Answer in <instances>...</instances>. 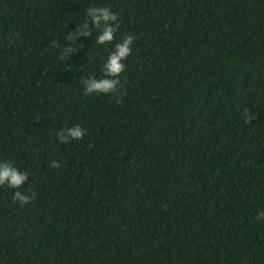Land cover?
Instances as JSON below:
<instances>
[{
  "label": "trees",
  "instance_id": "trees-1",
  "mask_svg": "<svg viewBox=\"0 0 264 264\" xmlns=\"http://www.w3.org/2000/svg\"><path fill=\"white\" fill-rule=\"evenodd\" d=\"M128 35L119 98L84 95ZM0 161L31 198L0 187V264H264V0H0Z\"/></svg>",
  "mask_w": 264,
  "mask_h": 264
},
{
  "label": "clouds",
  "instance_id": "clouds-1",
  "mask_svg": "<svg viewBox=\"0 0 264 264\" xmlns=\"http://www.w3.org/2000/svg\"><path fill=\"white\" fill-rule=\"evenodd\" d=\"M87 16L93 28H100L96 37V44L106 45L112 43L116 29L118 27L117 14L110 11L109 8H88ZM102 25V28H101ZM88 21L80 25L77 33L66 37V43L77 41L81 36H87ZM134 37L124 36L118 43H115L112 50L108 53L101 68V76L82 79L83 93L86 96L111 95L119 98L118 89L120 85V76L125 70L124 61L132 52ZM73 48L65 46L61 53V59L70 56ZM85 134L84 128L79 124H73L71 127L59 130L56 135L61 143L69 144L73 141H79ZM51 168H59L57 161L53 160ZM28 176L25 172L19 170L12 163L0 161V187H6L14 191L13 200L18 201L21 206L30 202V196L20 189L27 182ZM257 222L264 221V211H259L255 217Z\"/></svg>",
  "mask_w": 264,
  "mask_h": 264
}]
</instances>
